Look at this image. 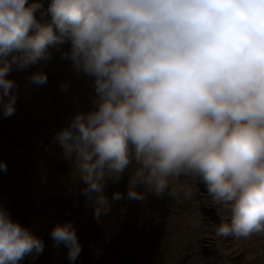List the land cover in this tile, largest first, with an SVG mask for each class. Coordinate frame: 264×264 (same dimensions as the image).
I'll list each match as a JSON object with an SVG mask.
<instances>
[{
  "label": "clouds",
  "instance_id": "1",
  "mask_svg": "<svg viewBox=\"0 0 264 264\" xmlns=\"http://www.w3.org/2000/svg\"><path fill=\"white\" fill-rule=\"evenodd\" d=\"M54 50L91 85L90 106L74 103L52 141L97 221L125 195L191 197L173 183L194 174L212 206L229 210L217 236L264 233V0H0V115L17 111L12 73L32 69L29 92L45 84L32 66ZM125 173L126 194L109 193ZM50 236L75 264L74 222L54 223ZM45 246L0 202V264L35 260Z\"/></svg>",
  "mask_w": 264,
  "mask_h": 264
},
{
  "label": "rangeland",
  "instance_id": "2",
  "mask_svg": "<svg viewBox=\"0 0 264 264\" xmlns=\"http://www.w3.org/2000/svg\"><path fill=\"white\" fill-rule=\"evenodd\" d=\"M32 67H43L47 82L29 92L23 84L32 69L14 71L22 85L17 111L11 117L0 115V160L7 163V171L0 170V202L46 245L35 260L25 258L21 264H69L66 248L54 247L50 236L53 224L67 219L74 222L83 247L75 264H225L232 257L230 238L239 263L264 264V233L247 238L216 235L215 227L226 222L229 210L212 206L204 184L194 174L182 175L173 183L179 189L191 188V197L181 191L160 198L150 195L139 202L125 195L97 221L91 206L85 205L79 183L75 190L69 188L70 163L52 141L74 103L90 106L91 85L56 50L50 61ZM64 80L69 81L67 91L60 87ZM126 181L127 173L110 182L107 191L119 188L126 194Z\"/></svg>",
  "mask_w": 264,
  "mask_h": 264
},
{
  "label": "trees",
  "instance_id": "3",
  "mask_svg": "<svg viewBox=\"0 0 264 264\" xmlns=\"http://www.w3.org/2000/svg\"><path fill=\"white\" fill-rule=\"evenodd\" d=\"M210 214H213V213L210 211ZM229 240H232L231 243L233 244V239L230 238ZM232 244L229 245L230 252L232 254L229 264H241L239 263V258L237 256H234L236 254V251Z\"/></svg>",
  "mask_w": 264,
  "mask_h": 264
}]
</instances>
